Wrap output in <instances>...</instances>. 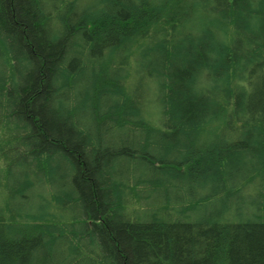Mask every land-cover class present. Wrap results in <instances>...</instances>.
Masks as SVG:
<instances>
[{
	"label": "trees",
	"instance_id": "1",
	"mask_svg": "<svg viewBox=\"0 0 264 264\" xmlns=\"http://www.w3.org/2000/svg\"><path fill=\"white\" fill-rule=\"evenodd\" d=\"M0 264H264V0H0Z\"/></svg>",
	"mask_w": 264,
	"mask_h": 264
}]
</instances>
